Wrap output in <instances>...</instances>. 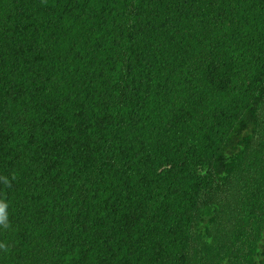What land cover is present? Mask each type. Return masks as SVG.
<instances>
[{"label": "trees", "instance_id": "obj_1", "mask_svg": "<svg viewBox=\"0 0 264 264\" xmlns=\"http://www.w3.org/2000/svg\"><path fill=\"white\" fill-rule=\"evenodd\" d=\"M0 264H264V0H0Z\"/></svg>", "mask_w": 264, "mask_h": 264}, {"label": "clouds", "instance_id": "obj_2", "mask_svg": "<svg viewBox=\"0 0 264 264\" xmlns=\"http://www.w3.org/2000/svg\"><path fill=\"white\" fill-rule=\"evenodd\" d=\"M8 219V204L0 201V224H6Z\"/></svg>", "mask_w": 264, "mask_h": 264}]
</instances>
